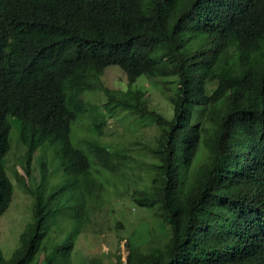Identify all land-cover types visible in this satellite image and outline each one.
Listing matches in <instances>:
<instances>
[{"label":"trees","instance_id":"obj_1","mask_svg":"<svg viewBox=\"0 0 264 264\" xmlns=\"http://www.w3.org/2000/svg\"><path fill=\"white\" fill-rule=\"evenodd\" d=\"M110 66L125 87L105 83ZM139 78L176 98L171 115ZM112 120L156 130L114 146ZM16 140L17 182L46 193L0 264H264V0H0V222ZM136 159L151 176L130 190ZM111 190L160 230L128 236L125 260H75Z\"/></svg>","mask_w":264,"mask_h":264},{"label":"rangeland","instance_id":"obj_2","mask_svg":"<svg viewBox=\"0 0 264 264\" xmlns=\"http://www.w3.org/2000/svg\"><path fill=\"white\" fill-rule=\"evenodd\" d=\"M105 83L114 88H123L127 84V77L119 68H107L103 76ZM139 82L149 93V99L153 106L157 107L167 115L173 113V106L176 103V98L169 94H163L158 88L149 81L139 78ZM91 99L97 103L104 100L101 94H95ZM15 120L12 123L15 126ZM156 128L153 125L145 124L129 129L118 122L110 121L104 127V142L111 145H120L122 147L133 148L137 150L143 143L147 142L154 136ZM14 128L11 131V140L15 137ZM74 141L76 140L73 132ZM25 153V147L18 141H15L14 148L10 157L7 159V169L10 176L15 180L14 200L3 215L0 222V245L4 253L9 256L13 249L18 244L19 234L24 228V225L31 220L34 202L37 197L43 198L46 193V187L41 184L39 178L36 180V194L28 192L22 187L15 178V167L20 168L19 161ZM136 154V152H135ZM41 152H36L35 162ZM137 156V155H136ZM53 161H56L54 151ZM134 168L129 169L131 173L129 178L122 183L121 186L127 189L141 187L150 181L151 167L139 162L133 164ZM22 170V169H21ZM59 178L64 179L63 171L60 172ZM40 182V183H39ZM62 183V182H61ZM120 187L119 192H127V189ZM127 197H123L120 193L115 195L112 190L106 196V202L101 209L93 216L92 222L88 223L84 231L80 234L77 240L76 250L74 253L75 260L89 259L92 256H98L107 259L106 251L109 252L111 258H116L117 254H121L125 260L128 255L126 241L128 236L134 234V237L147 238L150 235V230L155 228L160 230L161 223L155 221L152 211L147 209H135L131 206ZM119 219L120 226L115 224V220Z\"/></svg>","mask_w":264,"mask_h":264}]
</instances>
